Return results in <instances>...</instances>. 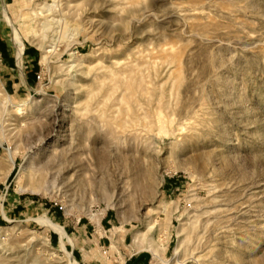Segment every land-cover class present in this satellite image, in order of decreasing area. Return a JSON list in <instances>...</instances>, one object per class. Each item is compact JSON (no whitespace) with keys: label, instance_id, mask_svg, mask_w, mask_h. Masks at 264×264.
Returning a JSON list of instances; mask_svg holds the SVG:
<instances>
[{"label":"rangeland","instance_id":"rangeland-1","mask_svg":"<svg viewBox=\"0 0 264 264\" xmlns=\"http://www.w3.org/2000/svg\"><path fill=\"white\" fill-rule=\"evenodd\" d=\"M146 256L264 264V0H0V264Z\"/></svg>","mask_w":264,"mask_h":264},{"label":"water","instance_id":"water-1","mask_svg":"<svg viewBox=\"0 0 264 264\" xmlns=\"http://www.w3.org/2000/svg\"><path fill=\"white\" fill-rule=\"evenodd\" d=\"M145 258H146L145 264H150V256H146Z\"/></svg>","mask_w":264,"mask_h":264},{"label":"bare ground","instance_id":"bare-ground-1","mask_svg":"<svg viewBox=\"0 0 264 264\" xmlns=\"http://www.w3.org/2000/svg\"><path fill=\"white\" fill-rule=\"evenodd\" d=\"M12 164L15 165V162L12 160Z\"/></svg>","mask_w":264,"mask_h":264}]
</instances>
